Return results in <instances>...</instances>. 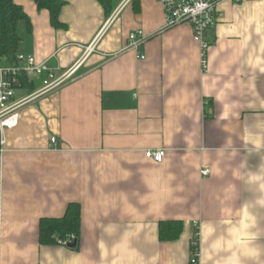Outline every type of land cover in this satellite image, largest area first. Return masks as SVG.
I'll use <instances>...</instances> for the list:
<instances>
[{"label": "crops", "instance_id": "crops-1", "mask_svg": "<svg viewBox=\"0 0 264 264\" xmlns=\"http://www.w3.org/2000/svg\"><path fill=\"white\" fill-rule=\"evenodd\" d=\"M62 1L55 29L14 0L29 21L17 55L64 72L94 51L0 131V264H189L195 230L199 264H264V0L220 4L205 71L191 27H165L158 0L108 17L97 0ZM136 31L145 40L126 50ZM157 150L162 163L145 158ZM69 204L77 247L42 245L40 220ZM161 222L182 223L179 238L160 242Z\"/></svg>", "mask_w": 264, "mask_h": 264}, {"label": "built area", "instance_id": "built-area-1", "mask_svg": "<svg viewBox=\"0 0 264 264\" xmlns=\"http://www.w3.org/2000/svg\"><path fill=\"white\" fill-rule=\"evenodd\" d=\"M165 15V27L171 28L181 24L191 27L193 38L201 48V66L205 71L206 53L210 48L208 38L219 19V6L223 1L240 4L244 0H158ZM145 40L141 31L131 32L127 37L126 50L136 51ZM94 51L93 46L85 49L83 57L67 71L60 72L48 61L39 63L32 56H17V65L0 66V131L13 129L18 124V111L41 96L51 93L71 81L82 66L84 59ZM141 59H144L143 57ZM24 77L29 81H39L38 88L20 101H15V87H19V78ZM4 139L0 137V153L3 152ZM56 140L51 139V144ZM165 157L164 150L147 151L145 158L162 163ZM209 170L201 171L202 177H207ZM196 227V224H195ZM198 233L195 230L190 243L191 257L189 264H199Z\"/></svg>", "mask_w": 264, "mask_h": 264}, {"label": "trees", "instance_id": "trees-1", "mask_svg": "<svg viewBox=\"0 0 264 264\" xmlns=\"http://www.w3.org/2000/svg\"><path fill=\"white\" fill-rule=\"evenodd\" d=\"M39 10H46L50 16L51 25L55 29H64L59 21V14L65 5L62 0H31ZM121 0H97L108 17L115 10ZM133 10L139 11L137 0H133ZM23 22L29 28V21L22 8L14 0H0V66L17 65V51L21 38L18 32L19 24ZM19 87L32 93L37 88L35 80L29 81L20 77ZM81 209L78 204H69L65 214L59 219H41L39 222V242L42 245H52L57 242L66 246L76 243L80 235ZM183 225L180 222H161L158 228L160 242H172L179 238Z\"/></svg>", "mask_w": 264, "mask_h": 264}, {"label": "water", "instance_id": "water-1", "mask_svg": "<svg viewBox=\"0 0 264 264\" xmlns=\"http://www.w3.org/2000/svg\"><path fill=\"white\" fill-rule=\"evenodd\" d=\"M75 245H76V243L74 242V243H72V244L68 245V247H69V248H74V247H75Z\"/></svg>", "mask_w": 264, "mask_h": 264}]
</instances>
